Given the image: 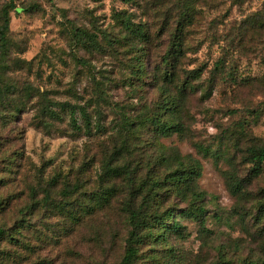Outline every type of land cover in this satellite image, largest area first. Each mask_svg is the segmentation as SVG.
<instances>
[{"label":"rangeland","instance_id":"rangeland-1","mask_svg":"<svg viewBox=\"0 0 264 264\" xmlns=\"http://www.w3.org/2000/svg\"><path fill=\"white\" fill-rule=\"evenodd\" d=\"M14 3L22 11L11 13L12 58L22 63L12 64L5 83L32 99L16 115L0 111V228L20 241L0 245V264H118L130 208L156 234L163 222L173 226L170 214L181 228L149 243L136 264L264 262L255 219L264 166L252 178L247 152L264 145V0H206L174 69L162 63L172 31L162 29V14H171L175 0ZM123 10L149 25L145 53L134 40L118 42L114 18ZM75 28L97 35L102 48L89 53ZM195 71L201 75L193 79ZM179 90L172 115L169 95ZM155 116L180 124L182 133L157 134ZM180 163L188 187L167 182ZM108 164L118 171L108 172ZM151 178L162 183L139 190ZM246 179L232 193L231 182Z\"/></svg>","mask_w":264,"mask_h":264},{"label":"trees","instance_id":"trees-1","mask_svg":"<svg viewBox=\"0 0 264 264\" xmlns=\"http://www.w3.org/2000/svg\"><path fill=\"white\" fill-rule=\"evenodd\" d=\"M126 3L135 2L136 0H123ZM175 8L172 9L171 14L168 12L166 14H162L164 16V25L166 26L165 29L167 32L170 31V42L171 43L167 49V53L163 58V65L174 69V67H178L180 61L186 58V33L191 28H193L195 21L198 19L196 16V11L203 7L206 3V0H175ZM163 7V4H160ZM140 10H149L151 11L152 8H144L142 6H138ZM155 9V8H153ZM162 8L159 9L161 11ZM15 11L17 14L22 11V9L18 10L14 0H11L9 3L2 5L0 7V111H7L9 115H16L20 113L22 110H25L27 105L31 103V95L28 93V99H24V94L21 96V92L18 90L17 87L11 84H6L9 73L12 72V64L20 65L22 62L18 59H13V43L10 39V27H11V13ZM161 16V17H162ZM135 14L129 12L128 10H123L117 12L115 14V20L118 23L120 37L121 40L118 41L121 44L124 42L127 43L129 39L135 41V46L138 49H141L143 53H145L144 49L152 44V32L149 28V25L141 20L140 22H136ZM74 38L78 44H81L86 50L88 49L89 53L95 52L92 51L93 49L98 51L102 48L97 35L90 33L88 30L75 28L74 30ZM91 45V46H89ZM144 55V54H143ZM13 62V63H12ZM143 67V64H141ZM164 78L170 84L174 83V74L170 70H166L164 74ZM193 79L199 78L201 73L200 71H195L192 74ZM185 90H179L178 95H169L171 98L170 108L172 115L177 113L178 106L183 99V92ZM27 100V102H26ZM83 114L86 115V112L83 111ZM76 112L70 111L69 117L74 127L77 126L78 119L76 118ZM159 116H155L152 118V122L156 123V131L157 134L162 135L163 137H169L175 133L181 134V125L172 122V123H161L159 121ZM249 154V164L252 165V178H257L261 175L263 166H264V145L263 146H253L248 148L247 150ZM204 155L209 156L212 155L216 158H219L218 153L211 154L209 149L204 150ZM181 168L184 166L182 163L179 164ZM108 172L118 171V168H111L108 164ZM177 169L172 172L171 176L167 178V182L171 183L174 187H181V186H190L191 178L190 174L186 171L188 169ZM198 174V172H197ZM199 175V174H198ZM153 182L151 185L142 181L141 187L139 190H143L147 187L149 191H153L155 188H158L159 185L162 183L160 178H151ZM159 181H155V180ZM250 180H242V181H232L231 182V189L232 193L238 195L242 192V190L248 185ZM71 190L68 186L66 187V191ZM45 201V200H44ZM43 203V202H42ZM45 204V203H44ZM129 231L128 237L126 240L125 245V253L122 260L118 264H136L140 258L143 256L144 253L143 249L149 245L152 241L157 240H165L166 234L170 231L180 234V225L175 221L174 214H170L168 216L169 219L174 220V224L172 227L166 224L165 222L162 223L163 228L159 231V234H156L157 228H146L144 223L141 221V212L136 210L135 208L129 209ZM255 219L258 224L262 226L261 232L264 234V194L257 200L256 205V215ZM165 221V220H164ZM168 221V220H167ZM14 238L13 235L7 231L5 228H0V245L3 243H7L13 246L20 247V241L16 240L13 242ZM5 250H0V262L5 263L3 259ZM2 259V260H1ZM153 261H156L155 258H152ZM261 264H264L262 262Z\"/></svg>","mask_w":264,"mask_h":264}]
</instances>
